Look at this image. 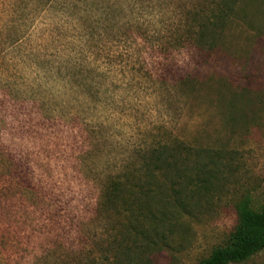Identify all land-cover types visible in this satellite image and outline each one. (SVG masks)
Wrapping results in <instances>:
<instances>
[{
    "label": "rangeland",
    "instance_id": "1",
    "mask_svg": "<svg viewBox=\"0 0 264 264\" xmlns=\"http://www.w3.org/2000/svg\"><path fill=\"white\" fill-rule=\"evenodd\" d=\"M87 3L88 23L112 5L125 37L80 34L73 11ZM204 5L0 0V264H200L228 242L240 200L260 208L264 0H242L217 49L165 50ZM178 141L220 152V171L191 158V205L163 239L113 244L132 202L104 208L105 185ZM235 264H264V251Z\"/></svg>",
    "mask_w": 264,
    "mask_h": 264
},
{
    "label": "trees",
    "instance_id": "2",
    "mask_svg": "<svg viewBox=\"0 0 264 264\" xmlns=\"http://www.w3.org/2000/svg\"><path fill=\"white\" fill-rule=\"evenodd\" d=\"M204 2V6L188 12L182 30L184 33L176 31L175 36L172 35V45L165 46V50L179 49L187 44H194L205 50L219 47L221 36L241 10L239 4L242 0ZM88 4L73 11L77 15L76 25L80 34L94 40L97 36L116 31L112 34L113 38L120 40L125 37L119 32L126 23L117 19L114 21L110 17L112 5L104 8V21L94 19L92 23H88L86 20L90 17L85 16ZM191 158L197 160V163L203 159L204 165L211 166L216 174L220 171V152L206 151L178 141L148 148L140 154L137 164L128 166L123 173L117 174L105 185L102 195L104 208L116 209L121 213L126 211L124 205L132 202L130 220L120 223V234L115 237L113 244L123 246L130 242H145L151 234L158 235L159 238L162 235L160 239H163L165 234L162 229L170 222V218L185 214L191 205L192 200L185 186L186 177L194 170L190 165ZM236 208L238 223L228 242L214 248L200 264L242 263L264 251V202L260 208H254L250 200L244 198L237 203ZM149 221L151 223H147ZM149 241L151 244L157 243L154 239Z\"/></svg>",
    "mask_w": 264,
    "mask_h": 264
}]
</instances>
